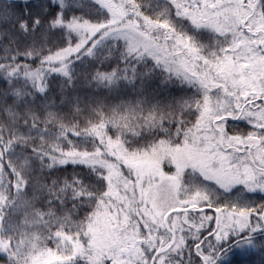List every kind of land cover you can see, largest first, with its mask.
<instances>
[{"label":"snow or ice","instance_id":"1","mask_svg":"<svg viewBox=\"0 0 264 264\" xmlns=\"http://www.w3.org/2000/svg\"><path fill=\"white\" fill-rule=\"evenodd\" d=\"M0 264H264V0H0Z\"/></svg>","mask_w":264,"mask_h":264},{"label":"trees","instance_id":"2","mask_svg":"<svg viewBox=\"0 0 264 264\" xmlns=\"http://www.w3.org/2000/svg\"><path fill=\"white\" fill-rule=\"evenodd\" d=\"M229 259H230V260L235 259V255H234V254H231V255L229 256Z\"/></svg>","mask_w":264,"mask_h":264}]
</instances>
